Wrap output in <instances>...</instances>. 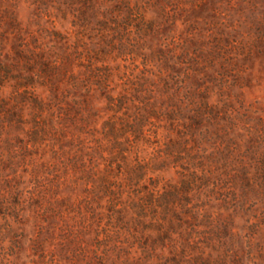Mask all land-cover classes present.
I'll return each mask as SVG.
<instances>
[{
	"label": "rangeland",
	"instance_id": "obj_1",
	"mask_svg": "<svg viewBox=\"0 0 264 264\" xmlns=\"http://www.w3.org/2000/svg\"><path fill=\"white\" fill-rule=\"evenodd\" d=\"M39 54L68 58L76 85L60 78L56 91L28 72ZM0 63L10 68L0 79V264H136L132 231H116L99 187L110 160L106 123L139 116L147 178L160 190L182 180L186 156L167 158L171 143L213 154L200 202L230 222L232 252L264 264V0H0ZM25 83L27 93L18 90ZM40 115L46 135L32 138ZM121 134L120 148L130 149ZM230 138L224 168L215 153Z\"/></svg>",
	"mask_w": 264,
	"mask_h": 264
},
{
	"label": "trees",
	"instance_id": "obj_2",
	"mask_svg": "<svg viewBox=\"0 0 264 264\" xmlns=\"http://www.w3.org/2000/svg\"><path fill=\"white\" fill-rule=\"evenodd\" d=\"M65 61L66 64H64ZM31 62L32 60L26 62L23 67L28 72L38 73L43 82L46 81L52 86L51 89H58V82H61L59 79L66 77L71 80L72 85H76L73 81L78 78L64 70L65 67L67 68L68 58L62 59L61 62L57 60L50 62L39 54ZM9 69L0 63V79L10 73ZM93 78H96L97 83L100 84L99 89L102 91V96L108 101L109 107L120 109L119 101L110 95L112 90H109V86L105 83L106 80L95 75ZM22 79L26 80L27 78L19 77L17 81ZM29 85L31 84L19 85L18 90L23 87L27 93ZM32 85L35 84L32 83ZM20 94L23 95V93ZM33 104L39 113H42L46 106L41 99L34 100ZM149 115L153 116L151 113ZM213 117L216 121L219 116L214 114ZM21 119L23 121H19L18 125L27 123L23 117ZM34 119L35 121L41 120V115L40 117L34 116ZM136 119L132 123L113 122L111 125L106 123L108 131L105 133V139L107 141L110 139V142L104 149L109 150L110 160L99 187L103 195L108 197L109 204L114 209L112 213L116 217L114 223L116 231L127 229L129 232L132 231L130 234L133 241L130 245L132 248L137 246L136 252H141L140 257L135 260L136 264H246L239 255L228 248L225 242L226 237L234 236L228 228L230 222H220L218 217L214 218V214L204 208L206 204L200 202V197L203 194L202 189L210 184L207 173H213L211 166L206 165L205 161L213 154L208 155L204 149L191 145L185 140L181 152L180 146L178 148L175 146L178 143L167 145L163 151L167 158H174V161L180 163V154L184 153L186 157H183L184 164L181 166L182 180L160 190L155 178H147L150 165L140 158L139 150L136 149V143L143 135L142 117L139 116ZM196 120L199 121L198 118ZM40 124L35 122L36 127H34V133L31 134L32 138L33 135L34 137L46 135L42 131L44 121ZM124 131L130 134V137H127L125 141L130 149H121L122 143L118 142L124 137L121 134ZM191 139H193L192 136ZM192 142L195 141L192 140ZM230 144L235 145L231 138L229 142H222L220 148H216L215 156L219 154L220 158L214 160V163L219 164L221 161L224 168L228 167L227 158L230 159L232 152ZM129 157L132 158L131 161H128ZM257 163L259 170L261 169L258 175L262 174L264 180V157L261 156ZM243 169L247 170V167ZM243 176L245 180L251 179L246 171ZM146 179L150 182L149 184L145 183ZM194 191L196 192L194 193ZM192 192L197 198L198 203L196 204L191 202ZM125 193L129 194L128 204H123L121 201V195Z\"/></svg>",
	"mask_w": 264,
	"mask_h": 264
}]
</instances>
